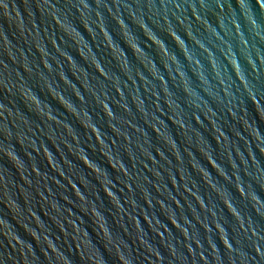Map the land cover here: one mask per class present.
<instances>
[{"label": "water", "instance_id": "1", "mask_svg": "<svg viewBox=\"0 0 264 264\" xmlns=\"http://www.w3.org/2000/svg\"><path fill=\"white\" fill-rule=\"evenodd\" d=\"M0 264H264V0H0Z\"/></svg>", "mask_w": 264, "mask_h": 264}]
</instances>
